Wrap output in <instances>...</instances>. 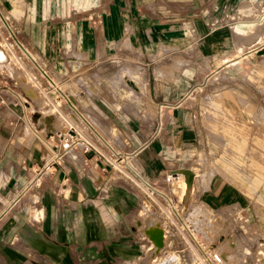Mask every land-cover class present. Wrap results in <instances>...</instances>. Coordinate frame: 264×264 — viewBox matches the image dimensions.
Returning <instances> with one entry per match:
<instances>
[{
    "label": "crops",
    "instance_id": "0c3cea01",
    "mask_svg": "<svg viewBox=\"0 0 264 264\" xmlns=\"http://www.w3.org/2000/svg\"><path fill=\"white\" fill-rule=\"evenodd\" d=\"M67 2L65 11L63 0H0V12L61 92L80 100L72 101L78 123L70 121L97 151L70 150L72 155L55 160L52 148L16 123V111L0 106V264H140L144 219L156 214L151 208L174 214L176 223L168 216V225L180 231L174 192L181 200L186 196L187 205L195 201L212 209L249 200L219 155L252 146L223 148L217 137L223 118L234 130L242 120L238 131H257L263 141V123L243 122L251 118L254 97H225L223 117L205 114L202 104L212 98L195 93L212 73L259 52L253 43L264 34L244 40L235 29H253L252 4L264 0ZM23 49L14 47L12 54L27 59ZM10 72L0 65V77ZM258 93L264 102L263 90ZM49 96L54 102L60 93ZM52 119V130L64 129L65 120ZM258 151L264 162V149ZM195 153H202L200 163ZM132 170L149 187L129 178ZM173 172L182 177L169 184L165 177Z\"/></svg>",
    "mask_w": 264,
    "mask_h": 264
},
{
    "label": "rangeland",
    "instance_id": "374dc122",
    "mask_svg": "<svg viewBox=\"0 0 264 264\" xmlns=\"http://www.w3.org/2000/svg\"><path fill=\"white\" fill-rule=\"evenodd\" d=\"M63 1L65 2L64 10L66 11L68 10V2L67 0ZM259 13V9H256L252 4V18L250 21L253 23L254 28L251 29L249 25L250 29L248 31L240 30L239 28L235 29L238 35L244 36V40H250L264 34V15L261 16L263 13L260 15ZM1 42L3 43L4 41L0 38V49L5 53L3 48L4 45L1 44ZM253 45L258 46L259 52L255 54L252 59H245L242 56L238 57L237 62L240 61V65H237L236 63L232 68H220L221 70L217 73H212L213 75L211 78L206 80V85L201 87L200 90L195 93V95L200 97L212 98V104H202L203 112L205 114L208 113L214 116L219 113L223 116L222 113L226 111L223 108L225 107V105H223L225 97L231 95L248 96L251 94L255 99V104L252 105L250 110L251 118L246 120L243 119V122H247L254 127H257L260 122L264 124V117L261 115V110H264V102L261 101V95L258 93V91L263 90L264 94V86H262V88L260 86L261 84L264 85V60L262 61V59H264V49L261 50V47L264 46V39L257 40ZM26 54L28 57H31L27 52ZM25 61L32 66L29 60L25 59ZM249 82H254L257 87L252 86L250 88ZM72 101L77 105L80 100L72 99ZM44 104H47V102L44 101ZM56 106L57 105L55 104L51 105L49 111H54ZM60 112L61 110L57 114L56 120L61 118V120L64 121ZM72 114L73 112H70L66 115L71 117ZM237 116L238 115H236V117ZM222 119L223 118H221V120ZM47 120L52 121L53 119L49 117L46 121ZM221 120L219 122L221 133L217 137V141L220 145H223V148L228 146V148L232 147L234 149H241L247 144L252 146V151L243 152L242 150H234L232 152H227L226 150H223L219 155V157L221 156L223 158L221 161L223 162L225 160L224 162L231 166L232 172H236V175L233 174L230 178L239 183L238 186L240 185L246 189L245 193L249 200L243 201L240 206L224 203L212 209L208 205L202 203L199 204L195 201L190 202L189 205H187V202L185 201L186 196L181 200L180 194L174 192L177 198H175V196L173 197V207L179 217L186 219L187 226L191 231L190 233L194 236L190 238L187 231H182L188 241L183 243L181 247L179 246L182 240L181 231L173 229L172 226L168 225L169 215H166L163 209L153 207L151 208V212L156 213L153 215L155 216L154 219L151 218L152 214L145 216V211L142 210L143 208L141 207L140 213H138L141 215V218H144L145 216L144 224L146 222V228L148 227L149 221L154 220V224L157 223V220L163 221L162 228L166 232V242L162 247L158 248L148 239L146 233H140V238L144 237V240L141 239L139 243L140 246L144 245L140 247V257L142 258L140 264H196L194 262L195 255L193 250L196 247L197 242L201 243L207 251L212 249L221 250L222 253L225 254L223 264H264V162L258 156V154H260L258 149L260 147L264 149V139L263 141L260 140V135L255 133L257 131H255L254 134H241L238 131V124L242 120L236 121L238 124L236 125L235 130L233 128H228L225 121L223 122V120ZM63 128L64 129L60 130L64 131L68 128L67 122ZM227 129L231 131H228ZM73 153L74 152L69 151L64 157H68ZM195 158L198 163H200V160L204 157L202 153H195ZM196 163L197 162L195 161V164ZM190 167H192V164ZM193 167L198 169V174L201 173L199 171L200 168L194 164ZM176 169L174 168V171ZM202 172L205 175L206 171L202 170ZM187 187L188 193L190 187L188 181ZM171 205L173 204L171 203ZM164 208L168 209L167 206ZM169 210V212H171L170 208ZM169 217H171L172 223H176V217L174 214L170 213ZM176 225L178 228L181 227L180 223H177ZM180 229H182V227ZM170 231H173V234L177 233L176 238L170 235ZM168 243L169 246H167ZM181 250L183 251L180 252ZM153 258L156 259L154 262Z\"/></svg>",
    "mask_w": 264,
    "mask_h": 264
},
{
    "label": "built area",
    "instance_id": "2783aa9c",
    "mask_svg": "<svg viewBox=\"0 0 264 264\" xmlns=\"http://www.w3.org/2000/svg\"><path fill=\"white\" fill-rule=\"evenodd\" d=\"M258 7L261 16L264 15V3H258ZM0 38L3 39L4 48L13 56L6 58L2 63L9 70L10 74H6L0 77V106L7 107L13 111H16L15 117L16 123H19L25 129H28L31 135L48 145L55 152V160L61 158L65 153L70 150H81L82 153H89L91 150H96L94 143L89 139L87 135L72 121L69 122L66 130H52L49 124L45 123V118L48 116L57 115L62 110V105L67 107L68 110L77 113L76 107L73 104L71 98L62 93L58 85L51 79L48 72L43 69L32 57H26L31 62L32 66L28 64L22 55H13L12 50L14 47L23 49L21 43L16 39L15 33L9 24V22L3 17L0 12ZM24 50V49H23ZM13 53H15L13 51ZM26 56V51L24 50ZM22 84V85H21ZM28 85L35 92V97L26 93L25 89L21 86ZM49 92L60 93L58 100L52 102L49 96ZM41 98V100H40ZM44 101L47 104H44ZM63 101V102H62ZM57 105L54 111H49L51 105ZM38 115L37 119H34L35 115ZM51 116V117H52ZM85 127L91 128L89 123H85ZM113 162V163H112ZM109 163L115 168H119L118 163L112 161ZM129 178L134 180L137 184L144 187H149V184L143 180V178L135 171L127 172ZM178 178V174L175 172L169 173L165 180L172 184L174 180ZM150 194L153 195V189L150 190ZM178 216V215H177ZM181 227L180 233L182 234V241L186 243L188 240L182 231H187L192 238V233L179 216ZM194 237V236H193ZM180 243L179 246L183 245ZM196 245V244H195ZM181 250L180 252H182ZM196 264H223L224 256L217 250H206V248L199 242H197L194 248ZM156 259L153 258V262Z\"/></svg>",
    "mask_w": 264,
    "mask_h": 264
},
{
    "label": "bare ground",
    "instance_id": "6f19581e",
    "mask_svg": "<svg viewBox=\"0 0 264 264\" xmlns=\"http://www.w3.org/2000/svg\"><path fill=\"white\" fill-rule=\"evenodd\" d=\"M7 55H6V52L4 53L2 51V49H0V64L2 65V63L4 62V60L6 59ZM28 93L30 96L32 97H35V92L33 91L32 88L28 87ZM60 115L62 116V118L68 123L69 125V122L70 120H76V118L71 115V117H68L65 113H63L62 111L60 112ZM52 118V117H51ZM47 124H49L51 122V120H47L46 121ZM78 123V122H77ZM53 126V125H51ZM54 129V127H51ZM56 128V127H55ZM67 129V128H66ZM182 175H178V178H181ZM175 181V180H174ZM174 181L172 183H174ZM188 182H191V179H189V176H188ZM190 184V183H189ZM162 222L163 221H160V220H157V223L154 224V220L152 221H149L148 222V227L146 228V236H148V239L154 243V245L156 247H162L163 244L166 242V232L165 230L162 228ZM147 238V237H146Z\"/></svg>",
    "mask_w": 264,
    "mask_h": 264
},
{
    "label": "water",
    "instance_id": "95a60500",
    "mask_svg": "<svg viewBox=\"0 0 264 264\" xmlns=\"http://www.w3.org/2000/svg\"><path fill=\"white\" fill-rule=\"evenodd\" d=\"M37 117H38V115L36 114L35 116H34V119H37ZM49 117H51V116H48V117H46L44 120H45V123H47L46 122V119L47 118H49ZM189 179H191V174L189 175ZM192 179H193V177H192ZM188 183H190V182H188Z\"/></svg>",
    "mask_w": 264,
    "mask_h": 264
}]
</instances>
